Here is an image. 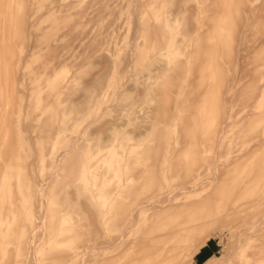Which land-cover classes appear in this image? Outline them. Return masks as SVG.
<instances>
[{
	"label": "rangeland",
	"instance_id": "obj_1",
	"mask_svg": "<svg viewBox=\"0 0 264 264\" xmlns=\"http://www.w3.org/2000/svg\"><path fill=\"white\" fill-rule=\"evenodd\" d=\"M0 94V264H114L155 178L217 173L204 193L243 184L242 209L263 193L264 0H0ZM248 210L175 264H245Z\"/></svg>",
	"mask_w": 264,
	"mask_h": 264
},
{
	"label": "bare ground",
	"instance_id": "obj_2",
	"mask_svg": "<svg viewBox=\"0 0 264 264\" xmlns=\"http://www.w3.org/2000/svg\"><path fill=\"white\" fill-rule=\"evenodd\" d=\"M54 26L56 27L57 25ZM21 27L22 25L20 26V29ZM54 30H56V28ZM136 31L140 32L139 28ZM155 31L159 32V30ZM151 34L155 35L153 34V32ZM52 38L50 37V39ZM133 47H135V44ZM133 58H135V55L131 54L130 59L132 60ZM56 82L57 81H55L54 83L56 84ZM54 83L53 85H55ZM53 85L51 86L53 87ZM56 85H58V83ZM56 85L54 86V88L56 87ZM52 87L51 89H53ZM4 102L5 101L3 100V103ZM226 126H229V124L225 123L221 125V127H223L222 129H225ZM13 133H15L14 130ZM261 136H264V134H262ZM202 137L204 138V134L202 135ZM47 138L49 139V137ZM190 138L194 142L198 140L195 134H192ZM10 139L11 138L8 139L9 142ZM81 139H75L74 143H71L70 150L62 154L61 156L59 155L60 157H58L56 161L57 168L60 167V165L64 161V158L68 154L78 149V146L80 145L79 140L81 141ZM6 144L8 143L6 142ZM262 146H264V144L260 145V147ZM10 147L11 146H9L8 148ZM257 148L253 150V153H256L255 151H257ZM16 149H18V147ZM8 151L9 150H7V152ZM116 153L117 152H115V154ZM4 155H8V153ZM82 162L83 161L80 160V163ZM88 169L90 170V168ZM88 172L87 174H89ZM214 174L215 175L200 174L199 176H193L192 171L188 170L186 177L183 178L181 184L175 187L171 185V181L169 180L170 178L168 180L167 178H155L154 180H151V185H148L145 192L146 197L133 201L129 205V209L124 211V213H126L127 215V219L125 222H127V225H129L130 228H128V230L125 229V231H123V234H120L119 236H113V250L114 252H117V254L114 255V264H123L122 262H127L125 261L126 257H121V254L124 252L120 249L122 248V242H124L129 232L131 230L133 231V229L138 227V225L140 226V224L142 228L141 236H136L133 241L128 244L130 250L132 249L131 254L133 255V257L129 259V264H175V262L180 258L183 259L184 257H187L186 250L189 246L196 247V250H194L195 252L199 249V246H201L205 239L209 237L204 233L208 226L211 227V225L218 223L219 220L235 217V215H240L241 212L244 211L248 212V209L251 210L253 208L255 211L252 220L255 223V229L251 234L243 236V240L241 241L240 239V242H242L243 246L246 247L247 250L245 264H264V189L262 190L263 193L261 195H257L243 204L242 209V205L238 206L236 204L238 199L237 197H234V194H236V192L240 193L242 192V190H245V186L243 184L235 186V188L229 194L231 196L229 199H226L225 196L221 197L219 192L215 196H212L211 193L209 194V196L204 193L205 191L211 189V187L216 184L217 179H219V174ZM42 187L45 188V186L43 185ZM41 198H43V196ZM43 208H45V206ZM3 212L5 213V210ZM37 231H39V229ZM127 257H129V255ZM224 257L225 256L212 258L204 264H218L224 259ZM83 262L81 264H83ZM84 264H86V262Z\"/></svg>",
	"mask_w": 264,
	"mask_h": 264
},
{
	"label": "crops",
	"instance_id": "obj_3",
	"mask_svg": "<svg viewBox=\"0 0 264 264\" xmlns=\"http://www.w3.org/2000/svg\"><path fill=\"white\" fill-rule=\"evenodd\" d=\"M210 253H211V250L207 248V249L203 250L202 253L199 252L198 253L199 255L197 254L196 258H198V259L201 258V257H203V259L207 258L208 256H210Z\"/></svg>",
	"mask_w": 264,
	"mask_h": 264
}]
</instances>
